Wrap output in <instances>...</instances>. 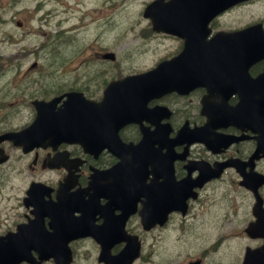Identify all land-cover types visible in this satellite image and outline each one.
I'll use <instances>...</instances> for the list:
<instances>
[{"label":"flooded vegetation","instance_id":"1","mask_svg":"<svg viewBox=\"0 0 264 264\" xmlns=\"http://www.w3.org/2000/svg\"><path fill=\"white\" fill-rule=\"evenodd\" d=\"M117 5L118 0H0V18L16 20L21 30L25 26L36 35L30 44L43 52L32 60H0V135L16 134L17 142L0 140V157H5L0 162V235L24 226L17 236L20 245L4 249H19L32 259L17 264H56L55 258L68 256L69 264H85L82 253L93 258L91 264H104L98 259L103 249L99 241L106 239L107 252L113 255L125 238L136 236L137 260H143L149 255L144 253L149 238L162 237L167 225L182 228L186 223L199 231L209 227L206 246L195 256L198 264H205L209 249L225 238L241 244L229 261L242 264L244 249L264 242V106L254 100L255 112L239 117L209 118L205 111L214 110L222 99L232 106L247 96V76L236 68L228 76L223 68L210 69L187 92L172 90L147 99L138 94L142 86L132 84V108L122 114L116 109L118 99L107 100L104 92L110 82L166 61L163 74L191 84L199 72V51L207 50L214 67H220L224 52L235 49L237 38L229 34L247 25L246 19L236 17L244 15L247 2L211 17L204 38L198 36V19L191 24L180 20L179 33L156 31L141 12L120 16ZM260 20L264 26V18ZM120 22L130 36L120 37ZM203 41L211 44H199ZM172 58L177 60L169 62ZM263 66L264 58L253 63L250 75ZM53 98L57 100L46 112L50 123L22 133L36 116L33 100ZM206 122L207 127L197 131ZM192 129L191 143L172 141L179 131ZM223 137L228 142L215 150ZM117 146L145 147V156L129 151L117 157L111 150ZM12 174L21 177L17 184ZM33 182L42 185L30 196ZM173 190L188 195L185 213L171 211L164 223L144 229L140 212L158 205L162 210L163 195ZM59 198L67 203H56ZM215 206L221 208L217 216ZM87 221L106 227L107 235L100 234L101 240L79 235ZM255 222L260 228L248 230ZM113 226L119 234L113 235ZM214 226L230 229L225 236L213 232ZM190 259L178 264H189Z\"/></svg>","mask_w":264,"mask_h":264},{"label":"rangeland","instance_id":"2","mask_svg":"<svg viewBox=\"0 0 264 264\" xmlns=\"http://www.w3.org/2000/svg\"><path fill=\"white\" fill-rule=\"evenodd\" d=\"M104 7L105 5L103 6V11L105 12ZM134 10H136V5L134 4H120V11L124 14L132 12ZM134 13L135 12L131 14ZM131 14H129L128 16L130 17ZM259 16H264V0H257L251 5L246 6L244 15L243 13H239L236 15L237 18H243L247 21L252 20V17L258 18ZM4 21L5 22H3V24L0 21V24L4 25H0V53L2 54V57L6 59H19L23 55L27 54L26 56H24V60H31L36 58L38 53L40 56L43 55V52L36 51L30 44L32 40L36 39L35 34H32L31 31L26 30L25 26H23V30L17 28L15 23L16 20L10 19L8 16L7 18L5 17ZM8 21L9 23L7 24ZM27 24L29 27L30 22ZM38 42L39 40H37V43ZM59 49H63V46H61ZM20 178L21 177L19 175L12 174L10 179L13 183L17 184V180ZM214 212L215 216L219 215L221 212V208L215 206ZM170 227L171 228L168 229L167 238L165 235L164 237L157 236V239L160 242L157 245L154 253L151 255V260H149V257L147 261H143L141 263L137 262L136 264H156L157 261L162 262V260H160L161 257L165 258L166 261L169 262L170 259L172 257H175L176 255H178V258H181L187 255L188 251H201L206 245V243L202 242H206V239L204 237L205 235L209 236V233L206 232V229H209V227L205 226L202 231H199V228L183 227L182 235H179L180 230L176 229L175 226L173 227L170 225ZM211 230L216 231L217 228H211ZM235 231H237V229H235ZM227 240L228 244H225V242L217 244V249L224 250V252L218 251L215 253V255L217 256L216 258H221V260L212 259V252L214 250L210 248L207 254L208 261L206 264H230L229 258L230 260H232L233 253H236V255L238 254L240 249L238 247L240 245L239 243L232 241L231 239ZM81 258L85 260V264H91V262L93 261V258L86 256L85 253L81 254ZM186 258L187 257H183L181 261L185 260Z\"/></svg>","mask_w":264,"mask_h":264}]
</instances>
